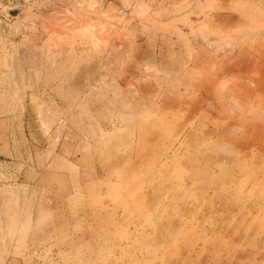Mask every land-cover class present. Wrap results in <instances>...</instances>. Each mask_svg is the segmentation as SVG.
I'll return each instance as SVG.
<instances>
[{
  "label": "rangeland",
  "instance_id": "374dc122",
  "mask_svg": "<svg viewBox=\"0 0 264 264\" xmlns=\"http://www.w3.org/2000/svg\"><path fill=\"white\" fill-rule=\"evenodd\" d=\"M0 264H264V0H0Z\"/></svg>",
  "mask_w": 264,
  "mask_h": 264
},
{
  "label": "water",
  "instance_id": "95a60500",
  "mask_svg": "<svg viewBox=\"0 0 264 264\" xmlns=\"http://www.w3.org/2000/svg\"><path fill=\"white\" fill-rule=\"evenodd\" d=\"M25 9V7L24 6H17V7H14V8H10V9H8V11H10V12H12V14L14 15V16H18L19 15V13L22 11V10H24Z\"/></svg>",
  "mask_w": 264,
  "mask_h": 264
}]
</instances>
